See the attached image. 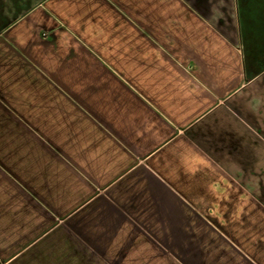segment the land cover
<instances>
[{"label":"crops","instance_id":"obj_1","mask_svg":"<svg viewBox=\"0 0 264 264\" xmlns=\"http://www.w3.org/2000/svg\"><path fill=\"white\" fill-rule=\"evenodd\" d=\"M245 49L238 0H45L0 33V264H264Z\"/></svg>","mask_w":264,"mask_h":264},{"label":"rangeland","instance_id":"obj_2","mask_svg":"<svg viewBox=\"0 0 264 264\" xmlns=\"http://www.w3.org/2000/svg\"><path fill=\"white\" fill-rule=\"evenodd\" d=\"M44 1L45 0H0V33L14 24L19 18L24 16L31 9L43 3ZM238 1L239 5L241 4L242 6L241 27L243 38H245V44H253L254 42H258L261 36L264 35V12L262 13V0H243V2H241V0ZM42 37L47 38L48 36L46 33H43ZM258 63L261 68L264 67V56L263 58L261 57L258 59ZM262 174L264 175V167ZM263 181L264 178L261 180L260 184L262 186L261 190L264 191ZM251 232L252 231H250V233Z\"/></svg>","mask_w":264,"mask_h":264},{"label":"trees","instance_id":"obj_3","mask_svg":"<svg viewBox=\"0 0 264 264\" xmlns=\"http://www.w3.org/2000/svg\"><path fill=\"white\" fill-rule=\"evenodd\" d=\"M243 2V0H241ZM263 3V8H262V13L264 12V2L263 0L261 1ZM257 7V6H254ZM239 13H240V18H241V11H242V6L241 4L239 5ZM258 18V17H257ZM242 20V18H241ZM251 41V40H250ZM252 42V41H251ZM243 43L245 45V56H246V67L247 70L251 69L252 67H255V71H252L255 73L257 70H259L258 66V59L263 58L264 56V35L261 36L258 42H254L253 44H245V38H243ZM255 51L253 54L252 52ZM264 68V67H263ZM263 70V69H262Z\"/></svg>","mask_w":264,"mask_h":264}]
</instances>
